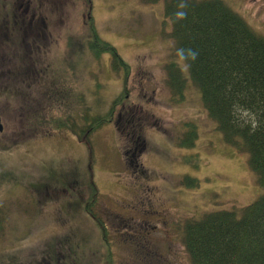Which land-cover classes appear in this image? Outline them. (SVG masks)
<instances>
[{
  "label": "rangeland",
  "instance_id": "obj_1",
  "mask_svg": "<svg viewBox=\"0 0 264 264\" xmlns=\"http://www.w3.org/2000/svg\"><path fill=\"white\" fill-rule=\"evenodd\" d=\"M224 1L264 36V0ZM164 10L163 1L0 0V207L9 216L0 264L36 255L41 263L53 248L61 264H109L100 230L77 204L90 172L113 264H193L186 221L219 209L240 216L264 193L249 154L224 140L192 80L175 101L166 63L177 46ZM92 25L131 65L127 83L110 54L90 51ZM126 84L114 122L91 136L92 153L71 132L49 133L46 118L107 111Z\"/></svg>",
  "mask_w": 264,
  "mask_h": 264
},
{
  "label": "trees",
  "instance_id": "obj_2",
  "mask_svg": "<svg viewBox=\"0 0 264 264\" xmlns=\"http://www.w3.org/2000/svg\"><path fill=\"white\" fill-rule=\"evenodd\" d=\"M144 1L154 4L164 1L165 15L172 22L171 37L177 47L166 63V70L175 101L184 98L189 80H192L224 140L249 154V168L264 187V36L224 0ZM25 20L27 26L34 25L33 19ZM96 29L92 25L90 51L95 58L110 54L116 70L124 71L127 83L131 65ZM122 91L107 111L93 112L94 107L89 106L87 110L77 112L73 109L65 115L46 118L52 130L49 133L71 132L86 141L92 153V134L114 122L117 108L123 106L129 96L127 84ZM118 118L116 124L120 127L121 117ZM129 122L131 120L122 127L128 134ZM194 132V129L188 131L186 139ZM139 139L138 136L136 142ZM192 144H187L185 139L181 143L182 147ZM143 166L146 168L144 163ZM65 175L61 174L60 181ZM184 177L189 179L188 175ZM97 185L90 172L84 188L88 197L77 204L100 230L107 248L104 261L113 264L112 237L108 236L104 217L97 211L102 196ZM7 207H0V235L9 218ZM234 211L219 209L186 221L184 243L193 264H264V193L244 207L240 216ZM58 250H46L41 263L36 255L34 261L27 264H61Z\"/></svg>",
  "mask_w": 264,
  "mask_h": 264
},
{
  "label": "water",
  "instance_id": "obj_3",
  "mask_svg": "<svg viewBox=\"0 0 264 264\" xmlns=\"http://www.w3.org/2000/svg\"><path fill=\"white\" fill-rule=\"evenodd\" d=\"M3 129H4V124L2 122V118H0V131H3Z\"/></svg>",
  "mask_w": 264,
  "mask_h": 264
}]
</instances>
